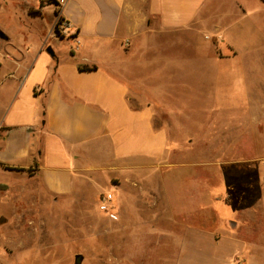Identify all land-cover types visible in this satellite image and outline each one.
Wrapping results in <instances>:
<instances>
[{
    "label": "crops",
    "instance_id": "0c3cea01",
    "mask_svg": "<svg viewBox=\"0 0 264 264\" xmlns=\"http://www.w3.org/2000/svg\"><path fill=\"white\" fill-rule=\"evenodd\" d=\"M40 1L0 0V206L15 207L12 193L33 191L34 184L54 200L76 196L82 178L106 171L122 180L119 222L108 238L132 241L121 263L112 245L110 264H148L146 240L155 241L150 252L160 264H211L215 256L224 264L225 244L232 256L246 252L244 264H252L258 248L248 252L227 237L240 222L235 215L220 219L210 194L212 181L231 171L190 155L173 162L169 126L156 117L191 111L184 99L195 86L235 63L242 19L226 23L234 13L224 12L223 0L215 10L211 0ZM56 12L76 41L48 37ZM8 15L19 37L6 33ZM211 26L231 55L211 54L216 44L204 35ZM86 63L96 69H78ZM6 241L12 250V238L0 235V244Z\"/></svg>",
    "mask_w": 264,
    "mask_h": 264
},
{
    "label": "rangeland",
    "instance_id": "374dc122",
    "mask_svg": "<svg viewBox=\"0 0 264 264\" xmlns=\"http://www.w3.org/2000/svg\"><path fill=\"white\" fill-rule=\"evenodd\" d=\"M47 1L40 3L44 6ZM217 3V0H211V8L214 9ZM223 4L220 7H224L225 13H234L226 17V23L242 19L244 31H238L235 36L244 41L233 49V55H237L235 63L226 65L224 72L212 74L209 84L202 81L201 85L195 86V95L184 99L193 106L191 111L158 112L156 117L158 122L169 126L173 162L190 155L223 164L231 171L227 180L221 176L210 184L213 206L219 207L217 211L222 220H230L235 215L240 224L227 237L236 240L248 252L252 247L258 248L252 264H264V0H223ZM238 4L244 10L248 9V16L240 11ZM56 16L48 37L74 40L73 35L64 36L58 32L57 12ZM5 19L9 20L4 21L6 33L19 37L21 29L16 22H10L13 17L8 15ZM204 35L216 44L211 48L213 56L231 55V48L218 45L222 37L212 26ZM79 66L89 67L87 63ZM202 86L203 95L199 94ZM175 141L176 144L172 143ZM96 173V176H86L78 182L79 194L76 196L54 200L38 184L32 186L33 191L13 192L16 206L10 207L4 202L0 206V235L12 238L13 244L12 250L8 246L10 241L0 244V250L8 251V255L0 252V264H110L112 257L108 251L112 245L120 249L117 258L121 263L122 248L125 243L131 247L132 241H112L108 233L113 223L119 222L118 195L122 180L106 171ZM178 187L175 197L181 200L184 188ZM107 193L114 197V218L98 208L100 199ZM154 194L155 204L160 207V195ZM163 212H166L165 208ZM147 222L153 223L149 218ZM143 242L144 248H148L142 249L147 256H144L146 262L160 264L161 259H155L150 252L155 241ZM165 247H170V241H163ZM146 251L150 253L147 255ZM229 251L225 244L221 251L224 255L222 263L244 264L246 252L232 256ZM210 258L213 259L210 263L216 264L218 256Z\"/></svg>",
    "mask_w": 264,
    "mask_h": 264
},
{
    "label": "built area",
    "instance_id": "2783aa9c",
    "mask_svg": "<svg viewBox=\"0 0 264 264\" xmlns=\"http://www.w3.org/2000/svg\"><path fill=\"white\" fill-rule=\"evenodd\" d=\"M59 18H60V15H59ZM57 28H58V32L64 36H69V35L74 36V34H70V32L68 31L67 24L63 19L61 22L58 21ZM74 40L76 41V38H74ZM113 199H114L113 195L111 193H107L102 196V198L99 201V206H98V208L102 212L108 213L111 218H114Z\"/></svg>",
    "mask_w": 264,
    "mask_h": 264
},
{
    "label": "trees",
    "instance_id": "16d2710c",
    "mask_svg": "<svg viewBox=\"0 0 264 264\" xmlns=\"http://www.w3.org/2000/svg\"><path fill=\"white\" fill-rule=\"evenodd\" d=\"M52 3H55V0H48L46 4H52ZM40 4L41 6H43V2H41ZM58 21L61 22L62 18L60 17ZM78 69L81 71H88V70H95L96 67L95 66H91V67L79 66ZM18 171H21V169H18Z\"/></svg>",
    "mask_w": 264,
    "mask_h": 264
},
{
    "label": "water",
    "instance_id": "95a60500",
    "mask_svg": "<svg viewBox=\"0 0 264 264\" xmlns=\"http://www.w3.org/2000/svg\"><path fill=\"white\" fill-rule=\"evenodd\" d=\"M47 51H49V53H51V54H52V51H51V49H50V48H48V49H47Z\"/></svg>",
    "mask_w": 264,
    "mask_h": 264
}]
</instances>
